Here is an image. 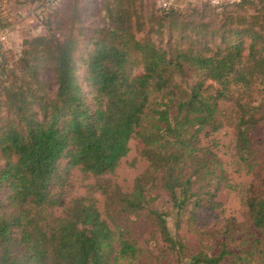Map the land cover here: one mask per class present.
I'll list each match as a JSON object with an SVG mask.
<instances>
[{
    "label": "trees",
    "instance_id": "trees-1",
    "mask_svg": "<svg viewBox=\"0 0 264 264\" xmlns=\"http://www.w3.org/2000/svg\"><path fill=\"white\" fill-rule=\"evenodd\" d=\"M137 1L104 0L98 10L82 59L89 91L72 30L27 40L14 81L0 87V264H139L144 249L113 228L95 192L110 217L146 212L180 259L186 246L168 217L175 214L177 230L188 222L201 238L186 264H264V0L207 1L199 20H187L178 2L146 18ZM223 102L236 108L226 112ZM148 112L157 123L138 130ZM227 125L234 157L258 175L242 192L257 233L239 252L229 248V221L219 228L226 176L199 142ZM135 135L149 166L133 188L97 181L56 215L61 161L66 173L79 167L99 178L116 171ZM156 183L172 210L148 207Z\"/></svg>",
    "mask_w": 264,
    "mask_h": 264
},
{
    "label": "rangeland",
    "instance_id": "rangeland-1",
    "mask_svg": "<svg viewBox=\"0 0 264 264\" xmlns=\"http://www.w3.org/2000/svg\"><path fill=\"white\" fill-rule=\"evenodd\" d=\"M209 1L213 6L231 0H177L180 9L188 19H200L204 3ZM140 0L137 4L140 5ZM104 0H61L55 7H46L42 4H27L26 9L15 10L16 15L11 19V26L14 30L9 36L0 37V87L5 82L14 81V73L17 70L19 59L26 48V41L39 35H46L51 32L57 34H68L70 30L79 37V46L76 51L78 59V74L83 82L84 67L82 59L86 55L90 30L101 21L98 10L104 14ZM143 11L146 18L148 15L159 14V7L155 0H142L139 11ZM196 9L197 12L195 11ZM207 19V18H206ZM44 79L51 78V75L43 73ZM84 88L89 91V87L83 82ZM1 92V90H0ZM2 99L0 95V100ZM222 108L231 113L235 105L231 102H223ZM5 114V108L0 106V116ZM157 119L151 112L144 117L138 130L149 129ZM236 140V132L230 126H225L221 130L212 133H201L199 142L201 146L211 147L218 155L220 165L217 173L224 171L226 182L223 181L218 193V200L225 209L221 216L223 224L229 221L231 227V238L229 242L230 250L239 252L246 247L247 242L257 233L247 222L246 210L242 204L243 190L254 186L257 183L258 175L248 171L245 166L234 157L233 146ZM143 143L139 136L135 135L130 141V151L124 157L118 168L113 173H107L99 178L84 172L79 167H75L67 172V160L60 163V172L66 174V179L61 186L55 188V196L59 203L55 206L56 215H63L72 202L89 193V188L97 181H108L119 184L124 190L130 191L133 188L135 178L144 172L149 163L142 155ZM258 170V169H257ZM230 184L233 186H230ZM97 205L103 215L108 219L114 229L126 232L143 249L144 255L139 264H186L190 256L200 248V235L186 221L177 230L175 214L168 217L169 227L175 235L178 233L186 246V255L180 259L177 254L167 248L155 225L146 212L140 215L115 214L108 216L105 210V196L100 192H95ZM149 208H160L165 211L173 209L169 194L164 191L159 183H156L149 190ZM186 218V217H185ZM184 218V219H185ZM219 237L216 242H219Z\"/></svg>",
    "mask_w": 264,
    "mask_h": 264
},
{
    "label": "crops",
    "instance_id": "crops-1",
    "mask_svg": "<svg viewBox=\"0 0 264 264\" xmlns=\"http://www.w3.org/2000/svg\"><path fill=\"white\" fill-rule=\"evenodd\" d=\"M33 3L34 5L39 4V0H0V37L6 39L9 34L14 30V27L11 26V19L16 15L18 9L23 8L27 4Z\"/></svg>",
    "mask_w": 264,
    "mask_h": 264
},
{
    "label": "built area",
    "instance_id": "built-area-1",
    "mask_svg": "<svg viewBox=\"0 0 264 264\" xmlns=\"http://www.w3.org/2000/svg\"><path fill=\"white\" fill-rule=\"evenodd\" d=\"M218 1V0H215ZM61 0H39V4H42L46 7H55L57 6ZM156 3L161 9H169L172 6H175L177 0H156Z\"/></svg>",
    "mask_w": 264,
    "mask_h": 264
}]
</instances>
